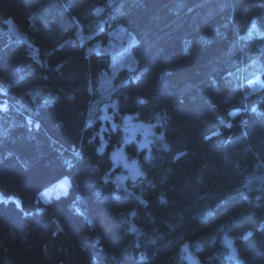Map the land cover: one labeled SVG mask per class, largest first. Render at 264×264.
<instances>
[{"label": "trees", "instance_id": "16d2710c", "mask_svg": "<svg viewBox=\"0 0 264 264\" xmlns=\"http://www.w3.org/2000/svg\"><path fill=\"white\" fill-rule=\"evenodd\" d=\"M107 14L136 66L99 99ZM103 103L154 124L148 148L126 144L143 175L124 185ZM0 194L16 197L0 200V264H188L185 245L236 264L223 236L264 264V0H0Z\"/></svg>", "mask_w": 264, "mask_h": 264}, {"label": "rangeland", "instance_id": "374dc122", "mask_svg": "<svg viewBox=\"0 0 264 264\" xmlns=\"http://www.w3.org/2000/svg\"><path fill=\"white\" fill-rule=\"evenodd\" d=\"M99 25L100 27L98 31H102L104 27L108 26L109 32L107 38L102 39L101 37H99V39L95 41L94 50L97 52L108 53L112 59L110 71L107 73H103L100 77V83L98 86V94H99L98 98L103 99L106 96L108 90L110 89V86L112 84V78L115 76V74L123 68L133 69L136 66V61L134 57L131 55L132 47L135 44V38L131 33L127 32L120 24L114 22V16L112 14H107L106 16L103 15ZM8 27H9V32L11 34L21 39H24L23 36H21V34L17 31V29L14 26H12V24L8 23ZM259 77L260 75H256L253 79L248 80V83L253 84L255 81L259 79ZM109 107L110 106L107 103H103L99 105L100 118L103 121L107 120L108 122H110L109 124L111 128H113V125H116L122 131L121 142L112 150V152L110 153V157L112 159L113 152L120 150L117 153L116 162L115 163L113 162L115 168L114 178L117 183L124 185L126 182L135 181L141 176V175H137L136 173V169L132 164V162L136 161V159L128 155L126 151V144L129 142H135L138 148H148L151 142L150 138L153 135L154 124L146 123L141 120H138L136 119V116L134 114H124L121 116V120L119 122L115 121L114 113L109 109ZM126 117H132L133 119L126 120L125 119ZM104 129H107V126H104ZM101 138L103 143L99 146V149L102 146L103 147L105 146V140L102 136V133H101ZM121 157H125L126 161ZM125 163H127V167H125ZM62 182H63V187H61ZM68 186H69L68 178L62 177L53 184H51L50 186H48L47 188H45L43 191H41L39 193V200L43 203H46L52 197H58L64 194L67 191ZM15 198H16L15 196H3L2 194H0V200L2 201H10ZM225 237H227V239L230 240L231 242L232 240L228 236L222 237V242L225 247V256L228 257L230 253V249L227 247V242L225 240ZM232 246L234 247L233 243ZM189 255L191 256V258H194L198 262L196 257L193 256L189 250H187V253L184 252V258L186 259L188 264H189V259H188ZM230 260L236 263V260L233 259Z\"/></svg>", "mask_w": 264, "mask_h": 264}, {"label": "snow or ice", "instance_id": "6c2138e0", "mask_svg": "<svg viewBox=\"0 0 264 264\" xmlns=\"http://www.w3.org/2000/svg\"><path fill=\"white\" fill-rule=\"evenodd\" d=\"M111 4H112V0H108V5H109V7L111 6ZM94 11H95L97 14H99V13H101V12L103 11V9H101V8H96V9H94ZM7 23L11 24V21H7ZM76 35H77L78 37H80V36H81V33L77 32ZM65 43H70V42H69V41H66ZM61 47H64V45H61ZM250 83H251V82H250ZM89 90L91 91V89H89ZM140 103H145V101L140 100ZM230 115H236V113H230ZM125 119H126V120H131V119H133V118H132V117H126ZM116 127H117L116 125H113V128H114V129H115ZM206 138H207V137H206ZM125 142H127V141H125ZM98 151L101 152V153H103V151H104V147L102 146L100 149H98ZM119 151H120V150H117V151L113 152V154H112V159H113V162H114V163L116 162V159H117V153H118ZM181 155H183V153H181ZM121 158H122V159H125V161H126V158H125V157H121ZM177 158H179V157H177ZM146 159H147V157H146ZM132 164H133V166H134L135 169H136V173H137V175H143V173L139 171L138 163H137L136 161H133ZM125 167H127V163H125ZM61 187H63V182H62V184H61ZM117 187H120V185H117ZM19 203H20V202L17 201V205H18V206H19ZM141 203H144V201H141ZM161 203H166V201H165L163 198H161ZM133 215H134V213H133ZM132 231H136V229H135V228H132ZM249 235H251V233H249ZM225 240H226V242H227V247L230 249V253H229V256H228L227 258H228V259L236 260V264H243V261H240V260L238 259V257L236 256V250H235V248L232 246V242H231L230 240H228L227 237H225ZM187 250H188V246L185 245V246H184V252L187 253ZM141 258H142V259L144 258L143 255L141 256ZM188 259H189V264H198V262H197L194 258H191L190 255L188 256Z\"/></svg>", "mask_w": 264, "mask_h": 264}]
</instances>
